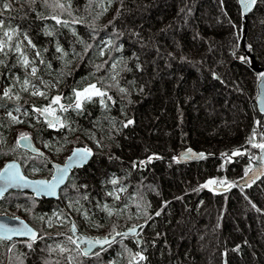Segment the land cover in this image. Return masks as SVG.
Wrapping results in <instances>:
<instances>
[{
	"label": "trees",
	"instance_id": "obj_1",
	"mask_svg": "<svg viewBox=\"0 0 264 264\" xmlns=\"http://www.w3.org/2000/svg\"><path fill=\"white\" fill-rule=\"evenodd\" d=\"M55 2L0 0L4 27L18 29L20 40L26 32L38 49H47L42 54L51 63L49 69L37 58L39 79L29 77L46 99L31 95V87L22 90L30 69L17 63L15 52L0 54V152L19 160L25 172L50 176L49 155L21 148L19 136L9 140L19 125L44 153L86 145L94 155L70 174L58 199L15 190L3 195L0 213L19 209L42 239L31 248L28 240H0V264H129L141 251L147 259L139 264H264V177L237 184L260 151L253 145L264 137V114L255 101L264 69V0L246 18L238 0H60L66 11L52 7ZM57 42L68 53L63 59ZM35 51L28 48L30 58ZM117 73L127 91L108 88L116 103L107 109L96 99L82 113H58L70 127L50 128L34 111L58 94L70 102L74 88L112 85ZM10 87L19 100L3 97ZM129 119L134 123L124 127ZM188 147L208 155L181 162L177 153ZM213 178L235 186L202 187ZM114 191L119 200L108 195ZM72 223L76 234L143 227L140 238L119 237L105 251L97 249L98 256L50 251L58 244L75 249L67 241Z\"/></svg>",
	"mask_w": 264,
	"mask_h": 264
},
{
	"label": "snow or ice",
	"instance_id": "obj_2",
	"mask_svg": "<svg viewBox=\"0 0 264 264\" xmlns=\"http://www.w3.org/2000/svg\"><path fill=\"white\" fill-rule=\"evenodd\" d=\"M110 2V0H109ZM240 4L242 5L245 12L250 11L252 6L256 3V0H239ZM45 3L47 5V0H45ZM52 7L59 8L62 11H66L65 4L61 3L60 0H56L54 5H51ZM70 2L68 7L70 8ZM3 7L5 9H8L11 7L9 3H4ZM107 9H104L106 11ZM51 19L55 20L57 24H63V26L67 27L69 26V21L67 20H61L58 16L53 15ZM82 21L80 19H73L71 21L72 24H78ZM75 34V33H74ZM21 35L18 29L8 27H4L3 20H0V54L7 57L9 52H15L18 56L17 63L20 64L25 69H30V73L25 74V78L22 82V90L28 91L31 87L33 91L31 92V95L34 96H42L47 99V93L43 90H41L36 84L33 83L31 78L39 79L38 72L39 68L37 66V58L39 59V64L46 65L47 68H51V63L46 61L43 57V52H47V49L40 50L37 48V45L33 43L32 39L28 36V34L25 32L23 33V40L18 39V37ZM46 35L53 36L54 32L48 31L46 32ZM24 41H27V45L24 44ZM111 44V41L108 42ZM87 47H91V45H88ZM28 48L35 49V57L30 58L28 53ZM56 52L62 53L61 59L66 57L68 55L67 52L64 51L62 46H60L59 42L56 44ZM87 52V48L85 49V53ZM103 50L100 52V55H103ZM241 59H244V57H241ZM5 61L3 59H0V64H4ZM116 64L112 65V68H116ZM102 67V65H98L97 68L99 69ZM117 75H113L111 79L115 81L112 85H104L102 81H98L97 83H89L86 86H81L74 88L72 90V97L69 98L68 103H62L61 101L64 99L62 94L55 95L51 98L50 102L42 107V108H34V111L38 112L41 116L44 117L48 127L50 128H64V127H70V125L66 124V117L64 119L61 118V115L58 113H66L70 109L73 111H76L78 113H82L85 105L88 103L95 102L96 99H98L99 104L107 109L109 107V102H112L113 104L116 103V101L113 100V97L109 95L108 88L110 87H117L120 92H126L127 90L123 87H119V81L117 80ZM261 77L264 78V73H261ZM17 81H19V77L16 78ZM42 84H44V87L47 88L48 84L44 81H41ZM99 85V86H98ZM12 88H7L3 92V97L12 99L13 96L11 95ZM15 99L19 100L20 96L19 94L15 95ZM17 112L20 111L19 108L16 109ZM27 115V113H25ZM8 115L11 117L13 122L15 123H23L17 116H13L11 112L8 113ZM133 120H127V122L123 125L124 127H128L129 125L133 124ZM21 141L27 142L24 144L25 147H30V141L31 137L28 133H20L19 138L17 140V144L19 145ZM249 143H252V139H249ZM47 146V145H46ZM256 148H260L261 150H264V143L254 144L253 145ZM242 153L239 151H236L233 153V155H241ZM93 155L92 150L89 148H75L72 151V154L67 158L65 163L61 165H56V173L52 176L51 180H28L26 176L22 174L20 171L19 165L16 162L9 163L5 166L4 169H0V182H2V186H0V197L3 196L4 192L9 187H33L35 189L36 194L39 195H49V196H55L57 188L60 187L61 184L65 182V179L68 177V173L70 169L73 167H82L84 164L87 163L88 159ZM203 153L195 154L192 153L191 149H188L185 153V156L188 158H192V156H197L199 158H203ZM153 157H149V161ZM175 159V158H174ZM143 163V162H141ZM39 169H34V171H38ZM254 170L252 168H248L245 170L244 175L248 176L249 172H253ZM264 175V164L260 166L258 170H255L254 175L249 177L253 182L255 179L259 178V176ZM243 179V177L241 178ZM111 183L113 185L117 184V180H112ZM216 185L218 187L223 186L225 190L228 188H231L235 186V182H229L227 179H209L206 181L205 184L202 185L204 188H210L211 186ZM119 192L125 191L124 188H120L118 190ZM109 196H113L116 200H119L120 197L118 195V192H109ZM86 198V197H85ZM78 203V201H77ZM105 209L108 212V215L111 216L113 214L112 210L105 205ZM85 217L87 218V213H84ZM157 216L160 215V212L156 213ZM14 219L19 220V217H14ZM50 223V222H49ZM99 227L100 225H96ZM137 227H143L142 225ZM70 231L73 235H70L67 237V241L71 245H75V249H70L68 247L62 246V245H56L55 248H51L50 251L56 252L57 250L63 254V253H71L72 251H75L77 255L82 256H89V255H99V252H95L94 249L97 248V246H100V251H105V246L110 247L114 242L115 238L118 236H127L129 233H135V228H131L128 230V233H121V232H115L114 235L111 233L109 234L112 238L109 239V236L104 237H89L86 235H76L77 226L75 223H72ZM138 235V233H136ZM13 236H23L28 237L29 240L27 241V246L29 248L32 247V244L37 239H42V237L38 236L37 232L29 227L27 224L20 222L19 225L16 226H9L8 224L0 223V240L8 239L11 240ZM75 237V238H74ZM81 245H85L84 247H81ZM130 252V250H129ZM131 255V252H130ZM69 260L75 259V257L69 255ZM147 257L143 254V252H136L134 255H132L131 260H129V264H133V261L136 262V264H139L140 261H145ZM59 264V262H57ZM112 264H118V261H113Z\"/></svg>",
	"mask_w": 264,
	"mask_h": 264
},
{
	"label": "water",
	"instance_id": "obj_3",
	"mask_svg": "<svg viewBox=\"0 0 264 264\" xmlns=\"http://www.w3.org/2000/svg\"><path fill=\"white\" fill-rule=\"evenodd\" d=\"M258 0H256V3H257ZM238 3H239V6H240V9H241V13L243 14V16L246 18L249 13L254 9L256 3L252 6L251 10L250 11H247L245 12L242 5L240 4L239 0H238ZM264 73V72H263ZM257 96H256V107H257V110L264 114V78H262L260 76L259 80H258V83H257ZM31 137V136H30ZM18 140V139H17ZM27 143V142H24V141H21V143L19 144V146L23 149H26L32 153H37V154H44V152L35 144V142L33 141L32 137H31V141H30V144L31 146L30 147H25L24 144ZM263 143H264V138H263ZM75 148H89L92 150V153L94 155V150L91 148V147H88V146H85V145H76L73 147V149L71 150V152L68 154V156L66 157V159L64 160V162H57V161H54V160H51V166L53 168V171H52V174L50 175V177H32V176H29L23 169L22 167V164L20 163L19 160L15 159V158H11L9 160H7L3 166L0 168V169H4L5 166L9 163H12V162H16L18 165H19V168H20V171L22 172V174L24 176H26L28 178V180L32 181V180H51L52 176L56 173V165H63L65 163V161L67 160V158L72 154V151L75 149ZM188 149H191L192 150V153H195V154H199V153H203V157L207 156L208 154L204 151H199V150H196L192 147H188V148H184V149H181L178 153H177V157L178 159L181 161V162H191V161H198V160H201L202 158H199L197 156H192V158H188L185 156V153L187 152ZM93 155L88 159L87 163L92 159ZM84 164V165H86ZM264 164V150H261L259 151V153L257 154L255 160H254V163L252 165V169L254 170L253 172H249L248 176H245L243 175V179H238L237 180V184L238 185H245V184H249L251 182H253L249 177L253 176L254 175V172L255 170H258L260 168V166ZM83 165V166H84ZM82 166V167H83ZM77 168H81V167H73L72 169H70L69 173H68V177L65 179V182L63 184L60 185L59 188H57L56 190V195L55 196H49V195H37L36 192H35V189L33 187H9L5 192L4 194H6L7 192L11 191V190H15V191H25V192H30L32 193L36 198H51V199H58L59 196H60V190L61 188L67 183V180L70 176V174ZM264 177V175H261L259 176V178L255 179L254 182L256 181H259L260 179H262ZM0 186H2V182H0ZM3 194V195H4ZM3 197V196H2ZM0 197V199L2 198ZM14 217H19V220H16L14 219ZM23 222L25 224H27L29 227H31L32 229H34L38 236H40V232L39 230L34 226L32 225L27 219L21 217V216H18V215H9V214H5V213H1L0 214V223H4V224H8L9 226H16V225H19L20 222ZM137 226H140V224L138 225H135L133 227H130L126 230H123L121 233H128V230L131 229V228H135V233H129L127 236H135L136 233H138L140 227H137ZM77 236L79 235H86V236H89V237H104V236H109V239H111L112 237L110 235H97V236H94V235H90L86 232H83V231H79L77 232L76 234ZM114 235V234H113ZM119 237H123V236H118L115 238V240H117ZM12 239H18V240H29L28 237H23V236H13ZM11 239V240H12ZM8 240V239H7ZM85 245H81V247H84ZM106 247V246H105ZM100 246H97L96 249H99ZM94 249V251L96 250Z\"/></svg>",
	"mask_w": 264,
	"mask_h": 264
},
{
	"label": "rangeland",
	"instance_id": "obj_4",
	"mask_svg": "<svg viewBox=\"0 0 264 264\" xmlns=\"http://www.w3.org/2000/svg\"><path fill=\"white\" fill-rule=\"evenodd\" d=\"M13 97H15L14 95H12ZM15 126V132L13 134V136L9 139L10 141L12 140H16V138L20 135V133H25L23 131H21V129H19V125H14ZM263 143V142H262ZM257 144V143H256ZM71 148V146L69 147ZM72 149V148H71ZM45 153L47 155H49L51 157L52 160L54 161H57V162H63L65 160V158L67 157L68 155V151L67 152H64L60 155H56V156H53L50 154V152L48 150H45ZM13 158V157H12ZM9 159V158H8ZM6 159L5 157H3L1 155V152H0V168L3 166V164L8 160ZM29 176H32V177H40V176H34L31 172H26ZM232 182V181H231ZM221 187V186H220ZM216 188H219L218 186H216ZM3 213L5 214H10V215H18V216H21V217H24L23 213L19 210V209H16L14 211H4ZM25 218V217H24ZM87 233L91 234V235H100L102 233V230H96V231H92V233L86 231Z\"/></svg>",
	"mask_w": 264,
	"mask_h": 264
},
{
	"label": "bare ground",
	"instance_id": "obj_5",
	"mask_svg": "<svg viewBox=\"0 0 264 264\" xmlns=\"http://www.w3.org/2000/svg\"><path fill=\"white\" fill-rule=\"evenodd\" d=\"M252 12V11H251ZM86 146V145H85Z\"/></svg>",
	"mask_w": 264,
	"mask_h": 264
}]
</instances>
